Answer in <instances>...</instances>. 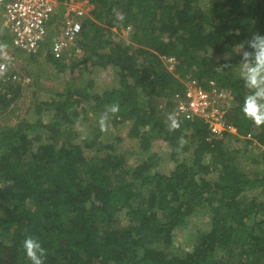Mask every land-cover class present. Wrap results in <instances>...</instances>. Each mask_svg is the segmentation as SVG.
Wrapping results in <instances>:
<instances>
[{"label":"trees","instance_id":"obj_1","mask_svg":"<svg viewBox=\"0 0 264 264\" xmlns=\"http://www.w3.org/2000/svg\"><path fill=\"white\" fill-rule=\"evenodd\" d=\"M87 2L70 50L56 58L48 37L36 54L15 51L24 66L6 61L0 76L1 121L21 99V72L29 75L37 56L58 75L76 72L74 82L33 99L34 121L0 124V264H31L28 236L46 250L45 264H264V126L242 112L250 89L239 63L242 42L264 36V0ZM8 47L10 34L0 28V50ZM226 52L233 67L220 70ZM108 69L116 85L98 91L92 76ZM193 80L228 93L225 118L236 134L213 135L198 117L176 116L180 128L169 130L174 97ZM111 104L120 111L109 129L126 133L110 142L100 139L98 121ZM79 118L97 124L81 133ZM124 139L138 148L133 159ZM155 143L169 150V174L155 170ZM246 157L258 171L243 170ZM198 212L209 216L208 227L179 253L176 238Z\"/></svg>","mask_w":264,"mask_h":264},{"label":"built area","instance_id":"obj_2","mask_svg":"<svg viewBox=\"0 0 264 264\" xmlns=\"http://www.w3.org/2000/svg\"><path fill=\"white\" fill-rule=\"evenodd\" d=\"M76 1L0 0V28L9 32L10 48L24 54H36L49 37L50 52L60 58L75 45L83 21L90 11L86 5L76 4ZM54 19H57L56 23ZM3 53L5 55L0 65H5L9 59L6 49ZM210 85L213 89L206 92L195 80L190 81L183 94L174 97V114L185 119H202L213 135L218 136L224 132L236 134V128L229 125L225 118L228 93L216 90L213 82Z\"/></svg>","mask_w":264,"mask_h":264},{"label":"rangeland","instance_id":"obj_3","mask_svg":"<svg viewBox=\"0 0 264 264\" xmlns=\"http://www.w3.org/2000/svg\"><path fill=\"white\" fill-rule=\"evenodd\" d=\"M86 3L88 4L87 0L76 1V4H84L87 6V9L91 10L92 6H89V4L87 5ZM112 30L116 31L115 28ZM127 32L128 28L121 29V31H119V36L122 39H126ZM6 51L8 52L9 58L7 61L10 62V65L8 66L13 70L18 69L19 71V67L24 66L20 65L23 64V62L20 60V56L17 55V53L10 47L6 48ZM42 55L43 56H37V61H33L32 65L29 66V75L28 73L25 74L24 72H21L23 74V76H21L20 78L23 84V95L21 99L14 105L13 113L11 112V114L6 115L1 119V125L7 124L13 126L21 119L34 121V114L30 110V106L32 105V101L35 97L46 99L47 97H49L50 92L53 93L56 90H60L64 86L65 82H68L69 80L72 82L75 81L76 72L73 73L68 71L66 74L61 73L58 75L50 65H47L44 62V54ZM23 58L25 59L28 57ZM92 78L95 81V89H97L98 91L107 90L110 89L112 85H116L115 75L111 69L98 71L93 74ZM81 118L77 119L76 121L77 128L81 129L79 130L81 133H87L89 126H92L93 124L96 126L97 124L92 118V120L90 119L88 122L86 121L81 124ZM125 133L126 130L122 127H120V129L114 130L109 129L108 132L101 135L100 139L110 142L116 141L118 137L125 136ZM122 146L123 149L128 153V157L130 156L133 159L135 157V152L138 151L135 143L128 139H124L121 142V147ZM152 148L155 151H158L161 157L160 163L155 168V170L163 174H169L172 171L174 164L169 160L170 153L168 148L162 143H155ZM260 149L262 148H257L256 146H254L251 151L254 155H258L260 153ZM252 159L253 157H246L240 160L241 166L244 171H252V173L258 171L259 165H256L252 161ZM208 224L209 216L206 213L198 212L196 215H193L190 219H188V223L185 228L181 230V232H179L174 247L179 251V253L187 250L188 246H191L196 242L197 234L200 231H204L207 229Z\"/></svg>","mask_w":264,"mask_h":264},{"label":"clouds","instance_id":"obj_4","mask_svg":"<svg viewBox=\"0 0 264 264\" xmlns=\"http://www.w3.org/2000/svg\"><path fill=\"white\" fill-rule=\"evenodd\" d=\"M4 55L0 50V58ZM224 60L225 63L219 66L220 70L233 67L230 53L224 54ZM239 63L240 76L244 80L245 86L250 89V93L244 98L242 112L257 127L264 126V36L259 32L253 33L242 42ZM6 71L7 67L0 65V76H4ZM119 111V104L106 106L98 121L101 132L108 131L110 115L115 116ZM167 119L170 131L180 128V121L174 113L169 114ZM178 144L181 148L186 144L183 137L178 140ZM23 248L31 264H45L46 250L37 238L26 237L23 241Z\"/></svg>","mask_w":264,"mask_h":264}]
</instances>
